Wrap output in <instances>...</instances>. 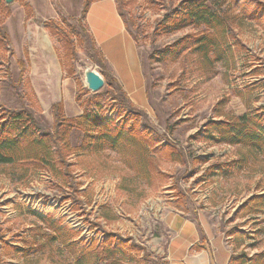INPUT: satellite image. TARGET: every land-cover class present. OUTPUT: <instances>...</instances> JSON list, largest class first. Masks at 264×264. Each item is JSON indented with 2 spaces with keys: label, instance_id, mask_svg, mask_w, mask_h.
Masks as SVG:
<instances>
[{
  "label": "rangeland",
  "instance_id": "obj_1",
  "mask_svg": "<svg viewBox=\"0 0 264 264\" xmlns=\"http://www.w3.org/2000/svg\"><path fill=\"white\" fill-rule=\"evenodd\" d=\"M83 2L12 0L5 4L9 16L0 13L9 37V52H0V104L27 109L47 131L54 103L61 101L69 118L81 115L77 82L85 90V69L100 73L80 46L72 77L60 64L63 52L54 33L79 28ZM178 2L115 1L125 27L139 40L146 109L138 108L162 144L147 147L155 164L150 180L109 150L69 154L63 167L69 178L57 179L21 164L0 166V264H78L86 247L103 242V231L136 246L127 248L128 264H169L174 239L180 245L172 256L180 264H249L248 258L264 251V215L242 208L249 198L264 193V153L203 137L208 121H231L254 110L264 114V91L251 88L264 80V0H226L222 10L234 19L233 36H227L233 58L225 63L211 55L205 74L194 53L150 58L154 50L191 32L153 39L155 21ZM108 90L104 85L97 94L103 95V114L112 119ZM80 138L73 131L71 146H80ZM49 222L63 233L54 232Z\"/></svg>",
  "mask_w": 264,
  "mask_h": 264
},
{
  "label": "trees",
  "instance_id": "obj_2",
  "mask_svg": "<svg viewBox=\"0 0 264 264\" xmlns=\"http://www.w3.org/2000/svg\"><path fill=\"white\" fill-rule=\"evenodd\" d=\"M96 1L100 0H84L81 20L77 22L80 29L62 30L60 34L54 33V35L61 43L63 53L60 64L67 77L74 75L76 47L80 46L89 52L91 61L98 66L104 85L111 94L108 106L110 112L114 113V118H108L103 114L105 110L100 103L103 95L96 93L85 98L88 91L83 90L79 82H77L75 101L82 110L81 115L69 118L64 113L62 103H54L51 106L50 131L45 130L43 122L35 118L27 109L12 110L0 104V166L19 164L26 168L31 166L34 171L44 170L50 175L55 174L54 177L59 179L69 174L65 168L66 174L63 175V167L69 154L74 152H87V155L99 154L109 150L119 153L123 161L133 169H137L138 176L141 175L145 180L149 181L154 174L155 164L149 160L146 151L148 146L159 147L162 145L161 141H158L155 132L146 126L145 111L131 103L118 82L107 71L104 59L83 23L89 6ZM225 2L226 0H179L176 6H168L155 21L153 39L156 36L185 29H191V32L169 45L154 50L150 58L158 61L167 57H178L183 52L194 53L198 57L199 71L204 74L213 62L211 55L214 61L231 62L233 52L227 36H233L231 24L234 23V19L230 18L227 9L222 10ZM25 7L29 10L28 5L25 4ZM8 10L4 0H0V13L5 11L3 18L9 16ZM2 20L0 19V52L5 55L9 52V37L2 26ZM126 29L138 45V38L130 33L128 27ZM243 47L241 44V50H244ZM19 64L23 69L24 64L22 62ZM19 76L22 77V72ZM251 88L264 91V80L256 81ZM171 130L172 127H169L168 131ZM73 131L81 133V144L78 147L70 144V135ZM203 131H205L203 137L214 143L228 146L241 145L252 152L264 153V114L258 113L257 110L231 121H208ZM168 144L165 146L172 147ZM242 208H245L247 213L264 215V193L249 198ZM49 225L54 232L63 233V229L57 227L54 222H49ZM102 233L103 242L86 247L76 263L128 264L131 258L127 248L135 245L131 244L130 240H126L127 238L122 239L113 232ZM200 233L201 242H205L202 230ZM51 239L55 238L51 237ZM198 248V250L203 249ZM248 260L249 264H264V251Z\"/></svg>",
  "mask_w": 264,
  "mask_h": 264
},
{
  "label": "crops",
  "instance_id": "obj_3",
  "mask_svg": "<svg viewBox=\"0 0 264 264\" xmlns=\"http://www.w3.org/2000/svg\"><path fill=\"white\" fill-rule=\"evenodd\" d=\"M83 20L109 74L118 82L131 103L145 110L146 87L139 46L127 32L115 1L100 0L92 3ZM179 243L174 239L169 245V248L173 247V251L169 250V264H180V260L172 256L175 250H179ZM182 246L184 249L186 245Z\"/></svg>",
  "mask_w": 264,
  "mask_h": 264
},
{
  "label": "water",
  "instance_id": "obj_4",
  "mask_svg": "<svg viewBox=\"0 0 264 264\" xmlns=\"http://www.w3.org/2000/svg\"><path fill=\"white\" fill-rule=\"evenodd\" d=\"M5 4H11L12 0H4ZM84 86L92 94L98 93L104 86V80L100 73L86 68L84 71Z\"/></svg>",
  "mask_w": 264,
  "mask_h": 264
}]
</instances>
